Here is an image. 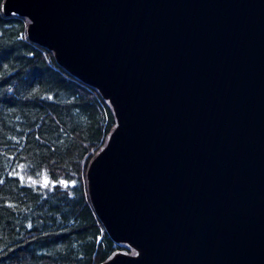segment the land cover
Returning a JSON list of instances; mask_svg holds the SVG:
<instances>
[{
    "label": "water",
    "instance_id": "1",
    "mask_svg": "<svg viewBox=\"0 0 264 264\" xmlns=\"http://www.w3.org/2000/svg\"><path fill=\"white\" fill-rule=\"evenodd\" d=\"M116 124L86 171L100 264H264V0H3Z\"/></svg>",
    "mask_w": 264,
    "mask_h": 264
},
{
    "label": "trees",
    "instance_id": "2",
    "mask_svg": "<svg viewBox=\"0 0 264 264\" xmlns=\"http://www.w3.org/2000/svg\"><path fill=\"white\" fill-rule=\"evenodd\" d=\"M27 23L0 7V264H100L129 250L107 234L86 181L115 115Z\"/></svg>",
    "mask_w": 264,
    "mask_h": 264
},
{
    "label": "rangeland",
    "instance_id": "3",
    "mask_svg": "<svg viewBox=\"0 0 264 264\" xmlns=\"http://www.w3.org/2000/svg\"><path fill=\"white\" fill-rule=\"evenodd\" d=\"M25 177H26V179L29 180V181L40 182V183L43 184V185H47V184L49 183V180H48L46 177H43V178H34V177H32V176H25ZM124 245H126V244H124ZM126 246L129 248V250H125V249H122V248H120V249H122V250H124V251H128V252H132V253L136 252V250L133 249L132 247H130V246H128V245H126Z\"/></svg>",
    "mask_w": 264,
    "mask_h": 264
}]
</instances>
